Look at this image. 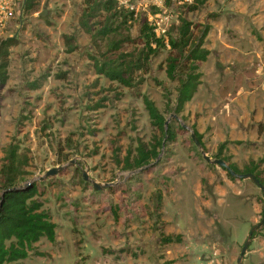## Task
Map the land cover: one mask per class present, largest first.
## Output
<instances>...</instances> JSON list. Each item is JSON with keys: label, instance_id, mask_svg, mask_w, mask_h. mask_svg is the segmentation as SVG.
Here are the masks:
<instances>
[{"label": "rangeland", "instance_id": "rangeland-1", "mask_svg": "<svg viewBox=\"0 0 264 264\" xmlns=\"http://www.w3.org/2000/svg\"><path fill=\"white\" fill-rule=\"evenodd\" d=\"M191 1L118 3L127 14L134 10L122 35L137 36L145 19L157 20L154 31L165 39L176 34L180 18L196 34L210 26L198 90L172 117L174 128L184 129L158 161L132 170L124 169V157L156 134L142 96L166 119L173 113L177 82L163 65L168 47L152 56L143 83L125 87L95 72L92 56L107 41H95L80 23L86 0H35L31 10L25 0H0V40H16L1 90L0 166L7 146L17 143L28 159L21 185H37L56 224L53 242L42 238L27 258L8 264H237L262 217L261 190L207 162L191 133L202 135L212 159L225 142L219 158L240 171L252 160L264 177V0H206L188 11ZM135 47L124 44L126 51ZM82 170L109 185L95 190ZM262 225L243 264H264Z\"/></svg>", "mask_w": 264, "mask_h": 264}, {"label": "trees", "instance_id": "trees-1", "mask_svg": "<svg viewBox=\"0 0 264 264\" xmlns=\"http://www.w3.org/2000/svg\"><path fill=\"white\" fill-rule=\"evenodd\" d=\"M205 1L192 0L190 4H186V9L188 11L197 10ZM34 5L35 0H25L26 10H31ZM133 13L134 10L127 14L118 5L117 0H86L80 23L95 41L105 39L107 41L106 49L99 50L96 56H92L95 72L109 81L133 88L143 83V74L149 72L152 56L157 55L160 49L168 47L163 65L166 76L177 82L170 111L178 116L198 90L202 76L200 63L206 59L208 54V50L204 47V39L210 26L208 24L202 26L196 34L192 30L191 22L180 18L176 34L169 35L165 39L163 36H158L153 25L145 19L141 22L137 36L122 35L123 27L128 19H133ZM90 19L94 20L93 26H90L88 22ZM114 34H119V37L115 38ZM67 42L73 43L69 37H67ZM15 43L14 37L0 40V100L2 99L1 90L8 80L9 48ZM125 43L128 46L140 45V47L126 51ZM142 99L156 134L153 135L150 143L138 140L134 155L131 156L129 151L124 157V169H138L150 164L153 160L158 161L161 148L175 140L178 130L184 129L180 125L174 128L172 121H176V118H171L165 124L166 118L154 101L146 95L142 96ZM193 130L205 148L202 135L197 130ZM224 146L225 142L219 145L215 158L220 157ZM222 159L228 160L226 157ZM27 163V156L25 152L20 151L17 143L7 146L0 166V264L27 258L33 245L42 238L51 242L55 240L56 224L50 220L43 208L37 185L35 183L21 185ZM229 165L236 172L255 174L264 185V177L257 170V163L254 161L251 160L241 171L235 164L230 163ZM227 176L234 179L229 173ZM261 201L263 203V198ZM157 202L160 205V194L157 195ZM254 234L255 231L252 237ZM165 240L170 241L171 237L168 236Z\"/></svg>", "mask_w": 264, "mask_h": 264}, {"label": "water", "instance_id": "water-1", "mask_svg": "<svg viewBox=\"0 0 264 264\" xmlns=\"http://www.w3.org/2000/svg\"><path fill=\"white\" fill-rule=\"evenodd\" d=\"M45 14H46V11L45 10H43L42 12H40V15H45ZM175 116H176V114H174V113H171L170 114V118L175 117ZM169 119H166L165 124H167L169 122ZM191 139L194 142V144L199 148L201 154L203 155V158L207 162H211V163H214V164H217V165L221 166L222 168H224L227 171V173H229L231 176H233L235 178H238V179H249L251 182H253L261 190L262 198H263L262 217H261L260 221L257 224H254L250 228V230H249V232L247 234V237H246L245 241L243 242V245H242V247L240 249L239 255H238L237 259H236V263L237 264H243V257H244L245 252L247 251V248H248V246H249V244L251 242L253 232L259 226H261L262 224H264V185L256 177L255 174H253L251 172H245V173L236 172L223 159H221V158H213L212 159L211 156H209L206 153V150L203 147V145L201 144L200 140L197 138L195 131H192V133H191ZM62 167L63 166H59V167H54V168H51V169L46 170V172L44 173V175L40 177V180H42L44 177H47V176H51V175L56 174ZM82 177L85 180H89L95 190H100L103 187L109 185V184H103L102 185V184H100L98 182H95V181L89 179V177L87 176V173L85 172V170H82ZM26 185H31V183H26ZM13 189H16V188H13ZM0 204H1V202H0Z\"/></svg>", "mask_w": 264, "mask_h": 264}, {"label": "built area", "instance_id": "built-area-1", "mask_svg": "<svg viewBox=\"0 0 264 264\" xmlns=\"http://www.w3.org/2000/svg\"><path fill=\"white\" fill-rule=\"evenodd\" d=\"M117 2H118V3H121V4H124V6L127 7V5H126V0H117ZM1 10H2V7H1V5H0V11H1ZM149 19H152V16H149ZM155 24H156V28H155V29H156V31H158V28L160 27V26H159V22H157V20H155ZM155 24H153V25H155ZM155 29H154V30H155ZM156 31H155V33H156ZM163 31H164V30H163ZM156 34H157V33H156Z\"/></svg>", "mask_w": 264, "mask_h": 264}]
</instances>
